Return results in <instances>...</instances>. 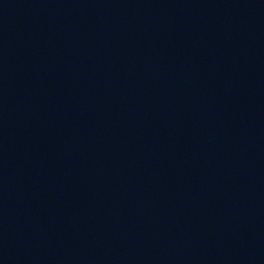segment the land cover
I'll list each match as a JSON object with an SVG mask.
<instances>
[{
	"label": "water",
	"instance_id": "1",
	"mask_svg": "<svg viewBox=\"0 0 264 264\" xmlns=\"http://www.w3.org/2000/svg\"><path fill=\"white\" fill-rule=\"evenodd\" d=\"M0 264H264V0H0Z\"/></svg>",
	"mask_w": 264,
	"mask_h": 264
}]
</instances>
